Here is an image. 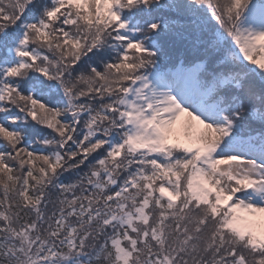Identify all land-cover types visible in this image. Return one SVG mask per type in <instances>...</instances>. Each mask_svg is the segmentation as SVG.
Returning <instances> with one entry per match:
<instances>
[{
    "label": "snow or ice",
    "instance_id": "obj_1",
    "mask_svg": "<svg viewBox=\"0 0 264 264\" xmlns=\"http://www.w3.org/2000/svg\"><path fill=\"white\" fill-rule=\"evenodd\" d=\"M0 264H264V0H0Z\"/></svg>",
    "mask_w": 264,
    "mask_h": 264
}]
</instances>
